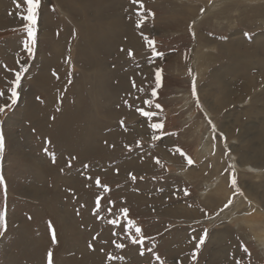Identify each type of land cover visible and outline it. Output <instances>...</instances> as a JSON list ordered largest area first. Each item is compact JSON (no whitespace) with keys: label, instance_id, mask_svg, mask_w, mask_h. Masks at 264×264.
I'll return each mask as SVG.
<instances>
[{"label":"rangeland","instance_id":"obj_1","mask_svg":"<svg viewBox=\"0 0 264 264\" xmlns=\"http://www.w3.org/2000/svg\"><path fill=\"white\" fill-rule=\"evenodd\" d=\"M72 1L40 0L29 54L25 0H0V264H264V0Z\"/></svg>","mask_w":264,"mask_h":264},{"label":"snow or ice","instance_id":"obj_2","mask_svg":"<svg viewBox=\"0 0 264 264\" xmlns=\"http://www.w3.org/2000/svg\"><path fill=\"white\" fill-rule=\"evenodd\" d=\"M14 2H15V0H14ZM25 3L27 5V14L23 16V19L27 22L26 26H25V30L27 32L28 39L24 42V47L29 52V54H32L34 46H35V43H36V24H37V18H38V9L40 8V0H25ZM132 3L139 4V7L141 9H143V4L140 3V0H132ZM148 14L152 15L151 13H148ZM140 16H141V19H140V21L137 24L138 27L140 26V23H142L143 19H144L143 14H140ZM145 41H146L148 47L151 49V52H152L153 56L163 57V53H159V52L156 51L155 41L154 40H151L148 37H145ZM129 55L131 56L132 53L129 52ZM22 71H23V69H22ZM161 73H162V70H157V72H156V87L157 88H159L161 86V80H162ZM20 79H21V73L17 72L16 73V77H15V81H14V85L15 86L12 88V91H11L12 103L13 104L16 103V99H17V96H18L17 88L20 86ZM0 95H2V93H0ZM152 95L155 96L156 92L153 91ZM193 95H195V88H193ZM145 103L151 105L152 101L148 100V101H145ZM156 107L159 108L160 105L157 104ZM3 111H4V109L0 108V112H3ZM140 114L142 116H146V117H149V118H151L154 115L153 112L144 111V110H140ZM150 126L153 129H162L163 128V125L162 124H158V123L157 124H151ZM213 131H215L214 127H213ZM4 147H5V145H4V137H3L2 134H0V154H2L4 152ZM53 162H55V161L53 160ZM188 163L191 164L192 161L189 159ZM231 167L234 168V166H231ZM96 183L99 185L100 181L97 180ZM231 183H232L233 188L236 189L237 191H239V189L237 188V181H236V177H235V173L234 172H233V175H232ZM0 186L4 187V194L6 196L7 187H6L5 180H4L3 176H0ZM228 203L230 204L231 201H229ZM227 206L228 205H225V207H227ZM125 212H126V210H125ZM112 223H115V221H112ZM49 227L52 228V225L50 224ZM0 228H6V225H5V214L3 212H0ZM0 234H2V233H0ZM136 234H137V236L141 235V230L139 228H136ZM205 236H206V232H205ZM204 238H205L204 236L200 237L199 243L196 246L197 248H199L200 245H202L204 243ZM132 242L133 243L142 244L143 243V239L142 238L140 240L133 239ZM52 243H57V238H56L54 230H53V233H52ZM90 247H91V245H90ZM116 247L117 248H122L123 245L122 244H117ZM245 251H247V249H245ZM109 258L111 259L112 257H109ZM47 264H53V253L52 252L48 253Z\"/></svg>","mask_w":264,"mask_h":264},{"label":"bare ground","instance_id":"obj_3","mask_svg":"<svg viewBox=\"0 0 264 264\" xmlns=\"http://www.w3.org/2000/svg\"><path fill=\"white\" fill-rule=\"evenodd\" d=\"M88 1H90V0H73L72 1V3L74 4V5H72L73 6V8H72V10L73 9H77V8H74V6L76 7V5H77V7H79V9L81 8V10H82V8H83V12H84V7H85V4L86 3H88ZM4 3V2H3ZM71 5H69V6H71ZM65 10V9H64ZM3 11V4L0 2V14H1V12ZM68 11V10H67ZM70 11V10H69ZM76 10H74V12H75ZM191 11V10H190ZM193 11V10H192ZM217 11V10H216ZM73 11L71 12V15H74L75 13H74ZM77 12H79V10H77ZM83 12H81V13H83ZM67 13H69V12H67ZM74 13V14H73ZM85 13H87V12H85ZM85 13H83L84 14V16H86V14ZM214 14V13H213ZM70 15V14H69ZM66 16V15H65ZM70 17H72L73 18V16H70ZM86 18V17H85ZM44 19H46V18H44ZM48 20V19H47ZM112 20H113V18H112ZM121 19L119 18V17H117L115 20H113L112 22H111V28H112V31L114 32V34L115 35H122V34H124V33H130L131 32V29H129V27H127V25L122 21H120ZM46 21V20H45ZM72 21V20H71ZM49 22V21H48ZM51 22V21H50ZM86 22V21H85ZM45 24V23H44ZM46 26V25H45ZM86 26V25H85ZM132 28V27H131ZM86 28H84V26L83 25H81L80 26V37H82V39H83V41H87L88 43L90 42V40H89V34L87 33L88 32V28H87V31L85 30ZM132 38V37H131ZM136 38V37H135ZM138 39V38H137ZM135 40V39H134ZM136 41H139V40H136ZM134 43V42H133ZM141 44V43H140ZM139 44V45H140ZM237 47V46H236ZM239 48V47H238ZM230 49H232V48H230ZM252 49V48H251ZM236 51V50H235ZM254 52H256V53H259L260 51H258L257 49H255L254 51H253V53H251L250 52V54H248V56L250 55V56H252L253 54H255ZM262 52V51H261ZM260 52V53H261ZM263 54V53H262ZM247 55V54H246ZM200 56V55H199ZM205 56H208V55H205ZM242 56H243V54H242ZM254 56V55H253ZM262 56V55H261ZM231 57H233V56H231ZM237 57V56H236ZM244 57V56H243ZM242 57V58H243ZM255 57H257V55L255 56ZM203 58V57H202ZM201 58V59H202ZM208 58V57H207ZM210 58V57H209ZM209 58H208V60H209ZM237 58H240L239 56L237 57ZM247 58V57H246ZM250 59H251V57H249ZM79 59V58H78ZM213 59V58H212ZM243 59H245V58H243ZM257 59V58H256ZM239 60V59H238ZM242 60V59H241ZM200 61H203V60H200ZM244 61V60H243ZM246 61V60H245ZM248 61V60H247ZM251 61V60H250ZM253 61V60H252ZM264 61V60H263ZM205 62V61H204ZM203 62V63H204ZM210 62V61H209ZM209 62H207V63H209ZM211 63V62H210ZM258 64L260 63V61H258L257 62ZM261 63H262V61H261ZM264 63V62H263ZM246 64H249V63H247L246 62ZM251 64V63H250ZM254 64V63H253ZM252 65V64H251ZM255 65H257V64H255ZM259 65H262V64H259ZM258 66V65H257ZM263 67V66H262ZM261 67V68H262ZM215 75V77H217V74H214ZM221 76H223L222 74H220ZM220 75H218V77H220V80L218 79V77H217V79H216V81L215 82H220L222 79H223V77H221ZM101 77H102V79H101V81H102V83L103 82H105L106 81V74H102L101 75ZM214 77V76H213ZM212 77V78H213ZM222 78V79H221ZM214 80H215V78H214ZM217 80H219V81H217ZM225 82V81H224ZM224 82H221L220 84H222V85H224ZM220 84H219V86H220ZM227 84V83H226ZM221 85V86H222ZM212 86V85H211ZM213 86H214V83H213ZM218 86V87H219ZM229 87V86H228ZM221 88V87H220ZM222 89V88H221ZM229 89V88H228ZM231 89V88H230ZM212 90H213V88H212ZM214 90H215V88H214ZM224 90V89H223ZM207 91V90H206ZM205 91V92H206ZM209 92H210V90H208ZM207 91V92H208ZM216 91V90H215ZM218 91H219V88H218ZM222 91V90H221ZM231 91V90H230ZM213 92V91H212ZM217 92V91H216ZM219 93V92H218ZM208 94V93H207ZM262 94V93H261ZM217 95V94H216ZM221 95V94H220ZM263 95V94H262ZM205 96V95H204ZM214 96V95H213ZM219 96V95H218ZM233 96V95H232ZM235 96V95H234ZM224 97V96H223ZM261 97V96H260ZM210 105V104H209ZM209 107V106H208ZM14 147H15V152H16V155H18V156H21V158L22 159H24L25 160V155L23 156V154H22V152H21V148L20 147H18V146H16L15 144H14ZM236 147V146H235ZM203 152H207L209 149H208V147H207V144H205L204 146H203ZM236 151V150H235ZM25 152V151H24ZM202 152V151H201ZM22 154V155H21ZM245 155V154H244ZM32 156V155H31ZM20 159V158H19ZM27 159H28V156H27ZM26 159V161H28V164L30 165V168H32V169H34L35 170V172L37 171L38 173H39V171H40V164H39V162H38V160L37 159H35V157L33 158V157H31V158H29V160H27ZM25 162V161H24ZM23 162V163H24ZM27 163V162H26ZM28 164H26V165H28ZM29 168V167H28ZM248 170V169H247ZM195 174V173H194ZM193 174V175H194ZM192 175V174H191ZM224 186V185H223ZM25 189V188H24ZM27 189V188H26ZM217 191L219 192L220 191V189H219V187H218V189H217ZM216 191V192H217ZM250 192H253V190H249ZM216 194H218V193H216ZM223 194V193H222ZM253 194V193H252ZM212 198V197H211ZM210 198V199H211ZM219 198V197H218ZM222 200V199H221ZM223 201V200H222ZM62 208V207H61ZM64 214H63V212L62 211H60V213L58 212V217H60V222L59 223H61V225H63V230L64 231H67V232H69V230H68V223L67 222H65L66 220H65V217L63 216ZM256 216H253V217H248V218H245L244 220L246 221V223L248 224V226L249 227H251L252 229L251 230H253L254 228H256V227H259L258 229L259 230H257L258 232H260V229H261V232H260V234H262L261 236L260 235H258L259 237V239H260V243H261V245L263 246V248H264V226H262V225H264V216H262V215H259V214H255ZM249 216V215H248ZM243 222V221H242ZM257 229V228H256ZM256 229H255V231H254V233L256 234ZM72 230V229H71ZM73 236V238L75 239V235L74 234H72ZM32 247V246H31Z\"/></svg>","mask_w":264,"mask_h":264}]
</instances>
